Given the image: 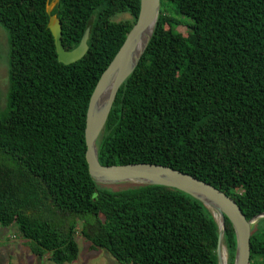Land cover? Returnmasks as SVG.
<instances>
[{"label": "trees", "instance_id": "1", "mask_svg": "<svg viewBox=\"0 0 264 264\" xmlns=\"http://www.w3.org/2000/svg\"><path fill=\"white\" fill-rule=\"evenodd\" d=\"M48 5L0 0L12 48L8 109L0 112V225L18 226L33 253H50L55 264L78 260L79 226L120 264H219V228L202 203L166 187L114 190L89 173L90 99L135 26L140 0H61L53 15L67 51L91 29L89 52L69 66L59 62ZM121 13L133 22H114ZM99 158L103 166L172 168L228 195L248 220L264 214V0H162ZM259 225L251 264L264 261V219ZM225 244L234 264L228 219Z\"/></svg>", "mask_w": 264, "mask_h": 264}, {"label": "water", "instance_id": "2", "mask_svg": "<svg viewBox=\"0 0 264 264\" xmlns=\"http://www.w3.org/2000/svg\"><path fill=\"white\" fill-rule=\"evenodd\" d=\"M61 0H49L47 13L51 17L49 30L56 45L59 62L69 66L78 63L89 52L91 29H87L80 45L67 51L63 45L62 24L53 15ZM138 20L108 69L100 78L89 103L86 122V160L91 178L99 185L158 186L185 193L202 203L213 214L219 228L217 248L218 262L222 263L225 248L226 220L236 236L234 264H251V238L255 222L264 219V214L248 220L237 202L217 188L189 174L169 167L152 164L103 166L99 158V146L118 94L128 79L139 67L152 41L162 10V0H140ZM217 217H220L221 221Z\"/></svg>", "mask_w": 264, "mask_h": 264}, {"label": "rangeland", "instance_id": "3", "mask_svg": "<svg viewBox=\"0 0 264 264\" xmlns=\"http://www.w3.org/2000/svg\"><path fill=\"white\" fill-rule=\"evenodd\" d=\"M182 19V18H181ZM183 20V19H182ZM117 23L133 22V17L129 13H121L113 17ZM184 21H191L185 19ZM187 28L180 27L178 31L184 35L187 34ZM11 40L9 31L0 24V112L5 113L8 109L10 94V68H11ZM132 184H120L111 186L114 190L128 187ZM263 220V219H262ZM253 225V233L258 231L259 222ZM81 226L78 227L76 242L79 246V258L70 264H120L109 252L103 249H95L81 233ZM227 251V264H229V252ZM0 264H55L51 260V254L46 255L41 260L32 251L31 243L20 232L18 226L4 227L0 225ZM256 264H264V261L258 259Z\"/></svg>", "mask_w": 264, "mask_h": 264}, {"label": "bare ground", "instance_id": "4", "mask_svg": "<svg viewBox=\"0 0 264 264\" xmlns=\"http://www.w3.org/2000/svg\"><path fill=\"white\" fill-rule=\"evenodd\" d=\"M219 221H221L220 217H217ZM222 263L227 264V251L225 248H223L222 252Z\"/></svg>", "mask_w": 264, "mask_h": 264}, {"label": "crops", "instance_id": "5", "mask_svg": "<svg viewBox=\"0 0 264 264\" xmlns=\"http://www.w3.org/2000/svg\"><path fill=\"white\" fill-rule=\"evenodd\" d=\"M42 259H43V258H42ZM42 259H41V260H42Z\"/></svg>", "mask_w": 264, "mask_h": 264}]
</instances>
